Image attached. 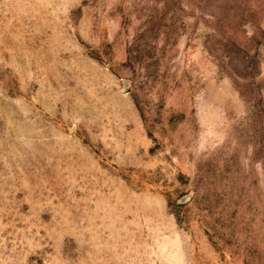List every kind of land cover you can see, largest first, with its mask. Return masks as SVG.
Wrapping results in <instances>:
<instances>
[{
  "label": "rangeland",
  "instance_id": "374dc122",
  "mask_svg": "<svg viewBox=\"0 0 264 264\" xmlns=\"http://www.w3.org/2000/svg\"><path fill=\"white\" fill-rule=\"evenodd\" d=\"M0 264H264V0H0Z\"/></svg>",
  "mask_w": 264,
  "mask_h": 264
}]
</instances>
